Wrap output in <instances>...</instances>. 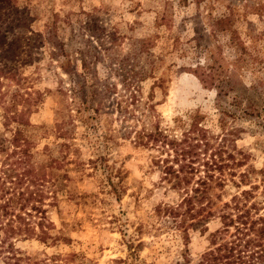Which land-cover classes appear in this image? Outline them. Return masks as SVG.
Here are the masks:
<instances>
[{
	"label": "rangeland",
	"instance_id": "rangeland-1",
	"mask_svg": "<svg viewBox=\"0 0 264 264\" xmlns=\"http://www.w3.org/2000/svg\"><path fill=\"white\" fill-rule=\"evenodd\" d=\"M223 15L233 32L212 24ZM14 19L26 31L11 64L0 39V223L37 226L40 207L51 238L0 232V264H198L242 237L224 213L264 218V0H0V31ZM25 98L32 155L7 141ZM207 176L187 247L163 210Z\"/></svg>",
	"mask_w": 264,
	"mask_h": 264
},
{
	"label": "trees",
	"instance_id": "trees-1",
	"mask_svg": "<svg viewBox=\"0 0 264 264\" xmlns=\"http://www.w3.org/2000/svg\"><path fill=\"white\" fill-rule=\"evenodd\" d=\"M204 1L206 0H195V3L201 4ZM21 22L22 21L16 22L14 19L12 20L11 24L9 23L6 26L4 32L0 31V39L2 41L8 40L9 37H13L8 48L2 53V57H4L5 62H7L6 64H11L17 58V47L22 41V32L26 31L25 29L23 30V28L25 27L24 24ZM211 22L212 24L214 23V27L220 28L221 31L233 32V30H230L228 16L223 15L221 17H218L217 19H215L214 17L212 18ZM85 64L86 63H83L84 67H86ZM232 77L233 76H228L226 81H223L221 90L225 88H228V91L235 90L234 85H232L231 83ZM3 98L4 94L2 92V84L0 81V104L3 101ZM85 102L83 103L85 104ZM22 106L23 109L15 111V116L13 119L7 117V129L10 128V124H14L13 127L9 130L12 133V136L10 137V139H7L8 147L12 146L16 149H20L22 154L32 155L31 148H33V141L29 136V128L31 127L30 117L33 113V106L31 105V101L28 98L23 99ZM81 115H83L82 112ZM84 116L85 115L80 117L81 121L88 122L87 118L89 117ZM68 124L70 123L66 121H60L54 126V129L58 133L59 138H63L65 140H72V127H68ZM62 146L69 149L72 145L65 142L62 144ZM1 148L2 149H0V151H3V148L6 149L5 145ZM116 177L120 178V180L123 179V177L118 175V173ZM106 178V183H109L110 186H112L114 189L113 192L117 193V188L112 182V174L107 173ZM62 180L67 181L65 182L66 184L63 183L65 187H69L68 183L72 181L69 175H64L62 177ZM211 181L212 177L209 178V176H207L206 180L200 178L198 186L196 187V189H194V193L196 194L195 196H187L182 201V203H180L176 208L167 207L165 208V210H163L165 213H169V217L173 218L178 228H184L182 229V237L187 247L189 245L190 237L189 228L186 227V223L188 220L195 219L199 213V211H196L194 207V200H196V197L199 192L202 191L200 188L208 187V184ZM68 193L70 194V191H68ZM244 193L247 194L246 191H244L243 194ZM9 201H11V199H9ZM184 207H186V209H184ZM32 209H35L42 214L37 226H32L30 221H27V219L22 217L21 215H15L14 213H11V217L7 223H0V232H5L9 234V237H36L41 241L46 242L48 239L51 238L50 229L48 228L45 221L47 218V211L36 206H33ZM236 209L237 213L235 214V218L233 217L234 215L231 213H224L221 216V219L226 230L230 227H234L236 229L235 233L237 235L242 234V237H237L235 241L231 243L221 244L215 250H211L205 253V255L202 257V260L198 264H264V249L253 250L249 255H247L248 251L246 247L247 245L249 247L250 244H254V247L260 248L263 246L262 240L264 239V218L259 217L258 219L253 220L251 219L248 210H244L242 209V207L238 206L236 207ZM159 212H161V209H159ZM36 227H38V231L36 230ZM253 232H255V238L246 239ZM1 237L2 235H0V239ZM5 241L6 239L0 240V248L4 247V245L2 244H4ZM242 241L245 242V247L240 248L239 251L236 252L237 248L241 246ZM212 244H216V240L212 241ZM141 246L142 243H139V246L136 247V250L141 248ZM189 260L190 259L186 255L184 263L188 264L190 262Z\"/></svg>",
	"mask_w": 264,
	"mask_h": 264
}]
</instances>
